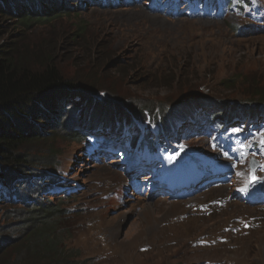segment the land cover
<instances>
[{"label":"rangeland","instance_id":"1","mask_svg":"<svg viewBox=\"0 0 264 264\" xmlns=\"http://www.w3.org/2000/svg\"><path fill=\"white\" fill-rule=\"evenodd\" d=\"M154 2L74 0L66 15L29 28L4 25L1 42L49 54L93 105L78 93L66 113L80 141L59 134L25 146L30 157L58 153L52 167L32 165L29 180L36 189L56 180L57 193L66 195H41L66 212L56 233L66 264H264V202L247 198L264 180V114L230 113L214 128L204 120L223 103L264 95V0H187L174 14ZM111 112L130 116L103 114ZM90 124L102 131L87 133ZM111 137L121 143L113 153ZM129 149L155 158L147 169L153 176L161 162L171 173L211 160L225 179L182 200L152 195L155 180L125 174ZM30 208L20 194L0 200V264L44 262L29 252L19 258L26 242L14 247L23 237L19 218Z\"/></svg>","mask_w":264,"mask_h":264},{"label":"trees","instance_id":"2","mask_svg":"<svg viewBox=\"0 0 264 264\" xmlns=\"http://www.w3.org/2000/svg\"><path fill=\"white\" fill-rule=\"evenodd\" d=\"M70 1L74 0H0V200L17 201L20 194L25 202L31 203L29 211L19 218L24 222L23 237L14 247L26 242V249L19 252V258L25 257L24 254L29 252L33 258L41 257L44 262L33 260L27 264H66L62 256L64 240L61 235L56 234L66 212L54 207L51 199L41 197L56 198L65 195L57 193L56 189L60 186L58 181L48 179L46 185L41 184V188L36 189L29 180L32 175L28 170L32 165L52 167L58 159V153L52 149L47 157H30L23 149L26 145L37 142L36 140H55L59 134L67 136L72 142L80 141L81 129H71L70 122L66 121V113L74 105L78 93L82 94L77 99L83 105L92 103L85 96L88 94L86 91L79 90L74 82L61 77L62 73L51 64L49 54L31 52L15 40L1 41L9 33L5 24L16 22V26L29 28L32 23L52 20L73 11L74 8L68 6ZM41 61V66L30 65V62L36 64ZM248 97L250 100L247 102L250 104L237 106L234 103H223L215 115L210 118L206 116L204 120L209 126L216 127L215 121L226 118L230 113L242 114L247 119L264 114V95L251 96L247 93L246 98ZM258 97L256 103L252 101V98ZM96 106L95 109L98 110ZM128 113L103 114L119 118H126L127 115L138 117L142 114L140 111L133 115ZM107 122V119L101 121L108 125ZM91 127L92 132L97 129L101 131L100 126L90 124L87 133ZM1 253L3 252L0 251Z\"/></svg>","mask_w":264,"mask_h":264},{"label":"bare ground","instance_id":"3","mask_svg":"<svg viewBox=\"0 0 264 264\" xmlns=\"http://www.w3.org/2000/svg\"><path fill=\"white\" fill-rule=\"evenodd\" d=\"M132 37H134V36H132ZM189 162H190V161H189ZM185 164H186V163H185ZM155 166H156V164H155V165L153 164V166H152V168H151V169H152L151 171L154 170ZM147 169H149V166H146V169H145V170H147ZM159 172H160V171H159ZM132 174H133V173H132ZM144 177H148V176H144ZM149 177H151V178L148 179V180H149V181L152 180L151 182H154V180L156 179V176H155V175L153 176L152 174H150ZM149 177H148V178H149ZM254 187H255V185H254ZM156 194H157V193H152V195H156Z\"/></svg>","mask_w":264,"mask_h":264},{"label":"water","instance_id":"4","mask_svg":"<svg viewBox=\"0 0 264 264\" xmlns=\"http://www.w3.org/2000/svg\"><path fill=\"white\" fill-rule=\"evenodd\" d=\"M256 169H257V163L252 164V166H251V179L252 180H254V178H255Z\"/></svg>","mask_w":264,"mask_h":264},{"label":"snow or ice","instance_id":"5","mask_svg":"<svg viewBox=\"0 0 264 264\" xmlns=\"http://www.w3.org/2000/svg\"><path fill=\"white\" fill-rule=\"evenodd\" d=\"M262 143H264V141H262Z\"/></svg>","mask_w":264,"mask_h":264}]
</instances>
